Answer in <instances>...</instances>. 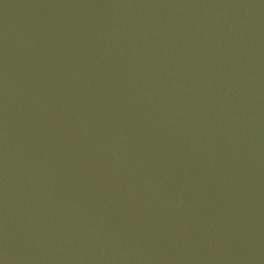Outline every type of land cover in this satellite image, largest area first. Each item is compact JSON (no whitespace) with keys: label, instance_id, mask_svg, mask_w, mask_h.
Returning a JSON list of instances; mask_svg holds the SVG:
<instances>
[{"label":"water","instance_id":"water-1","mask_svg":"<svg viewBox=\"0 0 264 264\" xmlns=\"http://www.w3.org/2000/svg\"><path fill=\"white\" fill-rule=\"evenodd\" d=\"M0 264H264V0H0Z\"/></svg>","mask_w":264,"mask_h":264}]
</instances>
